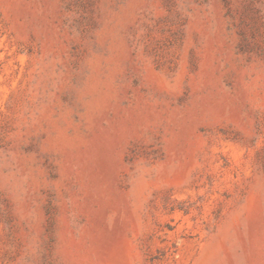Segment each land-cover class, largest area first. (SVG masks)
<instances>
[{"label": "rangeland", "instance_id": "1", "mask_svg": "<svg viewBox=\"0 0 264 264\" xmlns=\"http://www.w3.org/2000/svg\"><path fill=\"white\" fill-rule=\"evenodd\" d=\"M0 264H264V0H0Z\"/></svg>", "mask_w": 264, "mask_h": 264}]
</instances>
